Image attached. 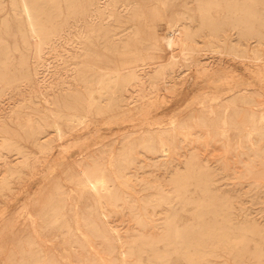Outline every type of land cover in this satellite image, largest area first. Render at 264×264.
<instances>
[{"label": "rangeland", "instance_id": "374dc122", "mask_svg": "<svg viewBox=\"0 0 264 264\" xmlns=\"http://www.w3.org/2000/svg\"><path fill=\"white\" fill-rule=\"evenodd\" d=\"M139 1L144 4L150 25L145 18L133 17V13L128 12V32L136 26L141 35L154 31L167 42L168 21L181 20L192 30L189 42L199 46L198 57L205 62L209 60L218 72L210 78L200 64L183 60L178 67L179 73H175L178 74L176 85L166 84L165 87L162 81L160 86L163 90L153 92L146 100L129 102L127 98L121 107L88 112L86 101L82 100L85 83L79 78L81 63L78 61L83 56H65L64 60L58 61L54 58L59 69L53 67L58 72L50 78H55V86L48 87L46 91L50 103L37 97L34 102L24 99L34 86L40 85V80L37 75L30 79L25 75L28 67L33 68V61L29 65L21 61L29 49L22 40L12 0H4V7L0 9V153L3 155L0 154V264H226L228 258L233 264H264V244L258 253H253L254 256L245 254L241 262L227 256L224 226H220L226 222L222 216L211 213L208 200L210 198L214 202V213L223 208L231 213L235 223L255 221L264 224V139L257 141L260 134H248L252 119L247 117V112H254L257 118H262L260 123H264V93L258 95V102L251 105L241 103L229 107L226 115L219 100L210 97L212 92L201 102L202 93L215 91L226 71L235 70L241 79L242 76L247 78V81L243 79L246 84L249 83L251 70L263 61H256L251 56V49L258 48L264 58V34L241 35L240 25L228 21L224 1L213 10V15L219 18L213 29L203 24L200 6L206 0H165L162 13L157 14L154 11L155 0ZM116 5L120 9L122 0ZM261 6L264 17V3ZM67 9L63 2L62 6L53 8L52 14L63 21ZM124 25L114 19L106 29L95 33L89 46L96 51H90L89 59L98 60L105 54L99 65L107 66V62L112 65L119 52L116 50L118 43L110 34L122 30ZM261 27L264 31V25ZM231 45L236 48H231ZM180 46L176 41L175 51H179ZM244 46L247 51L242 53L239 49ZM171 50L166 51L167 56ZM5 58L8 59L6 64ZM94 71L96 69H90L89 73L94 74ZM167 73L173 75L171 66ZM62 78L69 82L58 84ZM251 80V88L262 87L263 84L264 90V82L255 77ZM69 83L70 87L67 86ZM213 108L218 115L212 111ZM56 112H77L87 116L82 121L78 117L73 120L63 113L58 117ZM39 116L44 117L42 121ZM55 118L65 127L61 138L51 125ZM224 118L229 123L236 119L245 125L241 130L230 124L225 131L222 127ZM31 123L46 125H43L45 131L41 138L53 141L49 151H41L33 136L29 137ZM160 135L169 143L168 153L163 151ZM2 136L11 138L14 143L4 146ZM126 136L127 150L124 147ZM258 142L261 150L256 153ZM24 154L29 155L30 163L21 166L19 162ZM93 155L98 156L108 175L111 174L109 178H113V181L110 178L111 183L108 182L109 190H99L100 197L90 187L83 188L76 182L78 172L75 170L86 169ZM110 158H115L116 163L112 165ZM17 164V170L12 172ZM248 164L253 169L251 172L246 171ZM190 167L195 178L188 184V193L182 189L178 192ZM73 172H76L75 177ZM199 177L203 181L197 183L195 180ZM107 191L113 194L110 192L108 195ZM224 199L230 204L219 205ZM214 217L219 219L214 220ZM170 219L182 229L194 228L183 231L187 241L175 239L172 226H169ZM211 222L218 225L212 226ZM166 251H169L167 259L157 257L158 253Z\"/></svg>", "mask_w": 264, "mask_h": 264}, {"label": "bare ground", "instance_id": "6f19581e", "mask_svg": "<svg viewBox=\"0 0 264 264\" xmlns=\"http://www.w3.org/2000/svg\"><path fill=\"white\" fill-rule=\"evenodd\" d=\"M118 1L119 0H12L14 8L16 9V14H17L18 20L20 22V29L19 30H20L22 37H23L22 40L25 41L24 43L27 45V47L29 49V52H27V54L22 55L21 61L24 63H27L28 65L31 63V61H33L32 62L33 68L28 67V73L25 75L28 77V79H30L33 75H35V77L37 75V78L40 80V85L38 84L39 85L38 87L34 86L35 88L30 91V94H28V97L24 98L25 100H27L28 102H34V101H36V97H37L40 100L48 101L50 103L49 97L47 96L46 91L48 90V87L52 88L55 86L54 85L55 83L53 81L55 78L53 77L54 78L53 80H51L50 78L54 74L57 75V73H58L57 70H54L55 68H53L56 64L54 61V58H56V61H58L57 59H59V60L63 59L65 56H69V57L70 56H74V57H77V56L82 57L83 56L84 57L86 55V58L82 57L78 62L81 63V67L79 68V74H80L79 78H81L83 80V82L85 83V95H84V99H82V100L86 101V105H87L86 109L88 112H90L92 109H96L98 111H101L103 109L105 110L106 108H113L114 106L115 107H121L122 105H124V103H123L124 99H127V98L129 99L128 100L129 102H131L133 100H137V99L138 100H140V99L146 100V99L150 98L151 94H153V92H155L157 90L161 91L160 89H162V87L160 86V84L162 83V81H164L163 84H165V87H166V84L172 85V84H175L177 82L176 81V78H177L176 75H178V74H175V73L178 72V67L180 66V64L183 63V60H188V63L196 62V64H200V66L202 67L205 74H207L210 78H211L213 73L215 74L216 72H218V70H216V69L214 70V68H212V64H211V62H209V60L205 62L204 60H202L201 57H198L199 56V53H198L199 46L195 43L193 44V43L189 42V40L192 39V30L190 29L189 26L184 25L181 20L180 21H178V20L177 21L176 20L175 21H168V31L166 33L169 36V38H168L167 42L163 41L162 36H159V34H156L154 31L153 32L151 31L146 36L141 35L139 29L136 26H134V28H132L133 30L131 29L132 31L128 32V12H132L133 17L145 18L148 25H150V20L148 19V14H147L145 8H143V6H144L143 2L141 3L139 0H122V7L119 9L118 5H116ZM221 1H224L226 4V7H224V8H226L225 10L228 11V18H227L228 21L232 22V24H234V25H240L241 35L249 34V35L255 36V35H258L260 33L264 34V31L261 27L262 25H264V17L261 14L262 9H263L261 4L264 3V0H206V2L204 4H201V6H200L202 9L203 18H204L203 24L210 26L212 29L216 28L217 23L219 21V18H217L213 15V10H214V8L218 9L220 7ZM63 2L67 5L68 9L65 12V14L63 13L64 14V18H63L64 20L61 21V20L56 19V17L52 14V12H53L52 10H53V8H57V7L62 6ZM12 3H11V5H12ZM154 5H155L154 6L155 13L156 14L158 12L162 13L163 8L165 7V0H155ZM3 7H4V0H0V9H2ZM217 11H219V10H217ZM61 12H62V10H61ZM114 19H116L118 21H122L123 24H125L122 27V30L116 31V32L110 34V37L112 38V40L115 39L116 42L118 43V46L116 47V50L119 52L118 59H115V61L112 65H108V62H107V66H103V65L101 66V65H99V63H100V60H102V59H100V58H102L103 55L105 56V54H103L102 57L100 56L98 60L95 58L99 62H96V60H90L89 59L90 58L89 56H91L90 51L92 52L95 49H93L91 46H89V42L93 39V36L95 33L99 32V30L103 31L104 29H106L108 27L107 25H109L110 22ZM170 31L172 32V34H170L171 33ZM176 41H179V43L181 44V46H180L181 49L179 51H175V48H174ZM112 46H113V44H112ZM233 47H234V49L236 48L235 46L231 45V48H233ZM109 48H107V49H109ZM113 48H115V47H113ZM169 48H171L172 50L170 51L171 53L167 56L166 51ZM9 49H10V47H9ZM239 51L244 53L247 51V47L244 46L242 49H239ZM251 51H252L251 56H253L256 59V61H260L261 59H263V61H262V64L258 62L259 63V64L257 63L258 67L253 68V70H251L252 73L251 72L250 73L252 74V78L255 77V78H257V80H260L259 82L263 83L264 82V58L261 55V51L258 48L253 47L251 49ZM3 52H5V51L3 50ZM235 52H236V54L239 53L238 51H235ZM65 53H67V55H64ZM95 56H97V55H95ZM109 60L110 59H108L107 61H109ZM102 61H104V60H102ZM110 61L112 63V60H110ZM202 61H204V62H202ZM4 63L5 64L8 63L7 58L4 59ZM77 65H75V66H77ZM0 66H1V64H0ZM170 66L173 68V72H174L173 75H171V76H169V74L167 73V69ZM69 67L70 66H68V68ZM56 69H59V68L56 67ZM72 69H74V68H72ZM75 69H76V67H75ZM90 69H96V71H94V74H91V72L89 73ZM249 69H250V67H249ZM68 70H65V71H68ZM183 70H185V69H183ZM69 71H71V70H69ZM186 71H187V69H186ZM61 73H60V75H61ZM71 73H72V71H71ZM63 74H66V72ZM205 74H203V75H205ZM238 75H239V73H238ZM238 75L235 72V70H230L228 72L227 71L224 72V74L222 75L223 78L221 77L222 82L221 83L218 82V85L216 84L217 88L215 89V91L207 90V91H204L205 92L204 94L202 93V97L199 96L202 98L201 102H204L207 97L209 98V93L212 92L213 94L211 95V93H210V97L219 100V102L222 106L221 109L224 110L223 112L225 113V115H226V113H228L229 107L237 106V105H240L241 103L250 104L253 102H258L257 101L258 95H261V94L263 95V93H264V90L262 89L263 84H261L262 87L260 86V87L251 88L249 83L250 84L252 83L251 82L252 78L250 77L249 83L247 82L248 84H246L245 81H247V78L242 76V78L244 80L246 79L245 81H243V79H241V76L239 75L240 76L239 77ZM198 76H200V75H198ZM75 77H76V75H75ZM42 80H43V83L41 84ZM76 80H78V79L76 78ZM93 81H95V82L93 83ZM37 82H38V80H37ZM67 82H69V81H67L66 79H63L62 81L60 80L57 83L58 84H61V83L67 84ZM209 82H211V81H209ZM70 85H71V83H69V85H67V86L70 87ZM253 85L254 84H252V86ZM259 85H260V83H259ZM259 85H256V86H259ZM58 87H59V85H58ZM168 87H170V86H168ZM211 89H213V88H211ZM1 90L2 89L0 87V93H1ZM82 91H80V92L82 93ZM136 93H138V94H136ZM199 97L196 96V98H199ZM164 98H166V97H164ZM263 98H264V96H263ZM52 99H53V97H52ZM76 99H78V97ZM75 104H77V103H75ZM188 104H189V102H188ZM212 104L214 105V101L212 102ZM217 104H219V103H217ZM220 104H219V106H220ZM80 106H81V103H80ZM80 106H79V109H80ZM83 106L85 107V105H83ZM44 107H47V106H45V104H44ZM216 107H214V108L216 109ZM223 107H224V109H223ZM70 108H71V106H70ZM81 108H82V106H81ZM214 108L212 111L215 113V115H218V114H216L218 112H216L214 110ZM76 110L77 109H75L74 111H76ZM46 111H49V110H47V108H46ZM56 111H58V110H56ZM63 112H59V113L56 112L59 115V116L58 115L57 116L60 117V115L65 114L64 116H68L70 119H73L75 117L81 118V121L87 116L86 114H79L77 112H71V113L67 112V114L63 113ZM213 112L210 111V113H213ZM51 113H48V115H51ZM124 113L128 114L127 111H125ZM263 113H264V111H263ZM45 115H47V114H45ZM262 116L264 117V115H262ZM55 117H56V115H55ZM247 117L252 119V122H251L252 128L248 131V134L249 135L253 134V133H257L258 135L260 134V138L257 137L259 139L258 140L256 139V140L257 141L263 140L264 139V136H263L264 135V123H260V120L262 118L261 117L257 118L258 116L256 117L254 112H247ZM32 118H33V116H32ZM42 118H44V117L41 116L40 120ZM46 118H48V116ZM218 118H221L220 120L223 119V117H218ZM226 119L224 121V125H222V127L224 126L223 130H225V131H226L228 125H230V124H233L234 126L238 127L241 130H242L241 127H243L245 125V122H243V121L231 119L232 121H231V123H229L228 119L227 120ZM221 124H223V123H221ZM43 125H45V124H43ZM43 125L31 123L30 124L31 128H29L30 129L29 137L33 136L32 139L35 140L34 142H36V144L38 145V147L40 148L41 151L45 152V151H49L53 147V141L42 140L43 138H41L42 137L41 133L43 131H45ZM51 125L54 127L53 130L56 132V135L58 137L61 138L65 134V129H64L65 127H63V124L58 119H56V118L53 119L51 122ZM66 126H67V124H66ZM26 131H27V129H26ZM189 136H191V135H189ZM2 138H4L3 139L4 140V144H3L4 146L6 144H9V142H12L10 140L11 138H9V137H6V136L3 137L2 136ZM139 138H140L139 140H141L142 137H139ZM160 138H161L160 143H161V146L163 148V151L168 153L167 151L169 150L168 149L169 147L167 144H169V143H167L165 141L164 137L161 136ZM205 139H207V138H205ZM126 140H127L126 144H124V147L126 148L125 150H127V146H128V136H126ZM135 142H132V144ZM12 143H14V142H12ZM16 145H18V144L15 143V146ZM133 145H131V146H133ZM4 146L2 148H4ZM231 146H232V144H231ZM239 146H241V145H239ZM256 146H257V144H256ZM18 148L20 151V146ZM260 150H261V147H260V143L258 142V149H257L256 153H259ZM125 153H127V152H124V154ZM4 155H5V153H4ZM28 156L29 155L24 154V157L19 162V164L21 166L29 165L30 161H29ZM110 162L112 163V165L115 164L116 163L115 158L111 159ZM33 163L35 164V162H33ZM111 163H108V164H111ZM188 166H190V165H188ZM17 167H18V164L15 168L13 167L12 172H15L17 170ZM32 167H33V165H32ZM245 168H246V171H248V172H251L253 170L249 164L247 167L245 166ZM8 170H9V168H8ZM75 171L78 172V174H77L78 175L77 176L78 181H76V182L78 184H80L83 188L90 187L97 196L101 193V192H99V190L101 191L103 188L109 190V183L108 182L110 181V178H111V180L113 178L112 177L109 178V176H111V174L108 175V172L106 171L104 165L101 163V161L99 160L97 155L96 156L93 155V159L91 162H89L87 164L86 169H84L83 171H79V170H75ZM74 173L76 174V172H73V175H74ZM74 177H75V175H74ZM185 178H186L185 181L180 183V185H182V186L178 187V189H179L178 192H182L184 190V193H188V190H189L188 184L192 183L193 178H195V174H194L192 167H190L189 171L186 173ZM117 179H118V177H117ZM126 180H128V179L126 178ZM195 181L197 183H199L200 181H203V179L199 177V178H196ZM110 183H111V181H110ZM110 186H111V184H110ZM126 188H127V186H126ZM181 189H182V191H181ZM110 192L107 191V194L109 195ZM116 192H117V190H116ZM111 193L113 194V192H111ZM103 194H105V193H103ZM161 194H164V193H161ZM101 195H99V197ZM108 198H109V196H108ZM118 198H120V197H118ZM98 199H100V198H98ZM109 199H111V197ZM161 199L162 198H160V200ZM208 200L210 201L209 203L211 204V211H212L211 213L213 215L222 216V219L225 220V222H226L224 225L222 224L220 226H222V228L224 226L223 233L225 234L226 239H227V252L226 253H227L228 257L230 256L234 260H236L237 262H241L244 259L245 254H247V253H252V254L258 253V251H260L262 249V246L264 244V224L257 223L255 221L235 223L233 221L234 218L232 217L231 213L224 211L223 208L222 209L218 208V210L214 213L213 208H212V204L214 202L210 198H208ZM227 204H230V203L226 202V200L224 199L219 205L226 206ZM103 208H105V207L103 206ZM213 219L217 220L219 218L214 217ZM246 220H248V217ZM171 222L172 221L170 219L169 226H172L171 230H172V233L174 234L175 239H178L182 242L187 241L186 240L187 235L185 236L183 231H186V232L192 231V230H194V228L191 227V228L182 229L181 225H178L176 223H171ZM210 225L217 226L218 224L216 222H211ZM168 256H169V251L161 252V253L157 254V257L161 260L167 259ZM253 256H254V254H253ZM247 257H248V254H247ZM226 264H233V262H230L229 258H228V260L226 261Z\"/></svg>", "mask_w": 264, "mask_h": 264}]
</instances>
